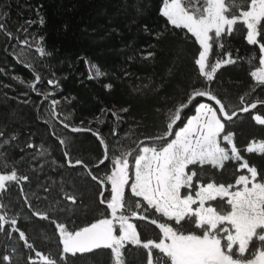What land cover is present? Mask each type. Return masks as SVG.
<instances>
[{
	"label": "trees",
	"instance_id": "obj_1",
	"mask_svg": "<svg viewBox=\"0 0 264 264\" xmlns=\"http://www.w3.org/2000/svg\"><path fill=\"white\" fill-rule=\"evenodd\" d=\"M162 8L163 0H0V12L5 14L0 23L6 29L0 31V130L16 136L6 149L7 160L18 175L28 177L8 182L6 190L0 191V204L6 206L9 217L15 216L16 227L42 255L59 259L62 246L54 225L33 215V209L47 212L70 231L105 215L106 206L99 202L100 186L85 168L68 166L64 153L73 162L84 161L94 175L103 178L112 166L95 167L104 146L94 133L104 138L109 156L133 149L140 141L147 143L146 138L161 135L169 110L187 102L193 88L204 87L194 65L198 42L186 29L170 25ZM235 27L231 35L222 37L223 49L214 46L210 60L227 59L226 53H231L236 62L222 64L209 87L230 111L237 112L227 130L234 134L241 156L264 173V153L246 151L252 142L264 141V125L253 119L264 116V104L249 112L239 111L242 96L245 105L264 100V85L251 76L260 67L261 53L258 45L248 44L245 27L239 23ZM258 39L264 42V36ZM38 46L44 54L37 51ZM91 64L97 67V76L91 74ZM37 74L39 82L35 81ZM49 80L59 86L50 85ZM52 100L58 102L55 119ZM197 100L214 104L206 97ZM193 114L189 105L181 119L186 122ZM177 124L183 126L180 121ZM199 168L201 182L234 183L238 174L235 161L226 162L223 170L207 165ZM5 171L0 164V174ZM65 193L76 195L75 205L64 198ZM104 194L109 196L110 185ZM128 198L139 199L130 194ZM220 202L211 203L217 206ZM148 214L159 217L151 210ZM134 219L142 241L162 238L155 225ZM184 230L187 234L195 230L194 225L185 224ZM5 254L12 255V264H28L30 254L43 264L24 247L18 233L9 239L7 226L0 232V256ZM123 255L125 264L147 261V250L141 246L128 244ZM153 255L162 254L153 250ZM60 264H110V250L67 254Z\"/></svg>",
	"mask_w": 264,
	"mask_h": 264
},
{
	"label": "snow or ice",
	"instance_id": "obj_2",
	"mask_svg": "<svg viewBox=\"0 0 264 264\" xmlns=\"http://www.w3.org/2000/svg\"><path fill=\"white\" fill-rule=\"evenodd\" d=\"M161 14L170 25L186 29L198 42L194 65L199 77L203 78L204 87L193 88L187 102L169 110L161 135L146 138L149 142L140 141L133 149H124L118 155L109 156L104 138L94 133L104 146V155L95 167L106 163L112 166L110 173L103 178L94 175L84 161L73 162L69 153H64L68 166L85 168L91 179L98 183L101 188L99 202L106 207L102 218L74 231L47 212L32 210L33 215L54 225L62 246L59 259L37 251L25 232L16 227L15 216L9 217L6 206L0 204V232H4L7 226L9 239L14 232L18 233L24 247L40 258L43 264H60L67 254L75 256L99 249L110 250V264H125L123 250L128 244L147 250L146 264H264V173L258 172L241 156L234 143V134L227 130L228 122L237 112L230 111L229 106L209 87L222 64L236 62L231 53H226L227 59H216L214 62L210 60V55L214 46L224 48L222 37L236 31L238 23L246 29L248 44L259 46V65L262 67L252 71L251 76L258 85H264V42L258 39L264 36V0H163ZM4 15L0 12V17ZM0 31H6L3 23H0ZM7 35L12 37L10 32ZM23 43L27 44V41ZM37 51L44 54L42 47L38 46ZM151 55L148 53L149 57ZM40 79L37 74L35 81ZM48 83L59 86L54 80ZM29 86L36 90L34 84ZM106 87L111 88V85ZM48 95L51 93L45 95V99ZM198 97H206L214 104L200 103ZM240 100L242 106L239 111L242 112L264 104V100H255L245 105L243 96ZM57 103L56 100L51 101L54 119L57 118ZM189 105L194 114L185 122L181 116ZM112 115L119 118L115 112ZM253 119L257 124L264 125V116L255 115ZM177 121L183 126L180 127ZM64 127L69 125L64 124ZM113 135L116 133L113 132ZM15 139L14 134L6 136L0 130V164L6 169L0 174V191L6 190L8 182L28 179L18 175L14 164L10 166L7 160L6 149ZM60 143L66 142L60 140ZM27 147L34 145L28 144ZM246 151L264 153V141L250 144ZM228 161L237 163L238 174L234 176V183L201 182L197 166L207 165L223 170ZM109 185L110 194L105 196L104 190ZM182 189L187 191L182 192ZM129 194L139 199L130 200ZM64 198L73 205L77 202L76 195L71 193H65ZM218 200L223 204L214 206L211 203ZM25 203L31 208L26 197ZM149 210L153 216L158 213L159 217L150 218ZM133 218L155 225L162 238L158 242L142 241L137 226L131 222ZM185 224L194 225L195 230L186 234ZM196 230H199L198 233ZM153 250L162 255L154 256ZM12 252L15 253V248ZM5 262L12 264V255L0 256V264ZM28 264H38V261L30 254Z\"/></svg>",
	"mask_w": 264,
	"mask_h": 264
},
{
	"label": "rangeland",
	"instance_id": "obj_3",
	"mask_svg": "<svg viewBox=\"0 0 264 264\" xmlns=\"http://www.w3.org/2000/svg\"><path fill=\"white\" fill-rule=\"evenodd\" d=\"M260 67H262V66H260ZM260 67H258V68H260ZM257 68V69H258ZM256 69V70H257ZM256 70H254V71H256ZM90 72H91V74L93 75V76H97L98 74V69H97V67L95 66V65H93V64H91L90 65ZM203 103H209V102H203ZM234 138V137H233ZM259 142H261V141H258V142H252L251 144H253V143H259ZM259 153V152H258ZM131 163V162H130ZM197 170H198V174H199V172L200 171H202V168H199V166L197 167ZM246 171V170H245ZM182 192H183V189H182ZM223 204V202H220L218 205H222ZM132 223H134L135 224V222H136V220L133 218L132 219V221H131Z\"/></svg>",
	"mask_w": 264,
	"mask_h": 264
},
{
	"label": "water",
	"instance_id": "obj_4",
	"mask_svg": "<svg viewBox=\"0 0 264 264\" xmlns=\"http://www.w3.org/2000/svg\"><path fill=\"white\" fill-rule=\"evenodd\" d=\"M94 251V250H93ZM85 253H88V252H85Z\"/></svg>",
	"mask_w": 264,
	"mask_h": 264
}]
</instances>
